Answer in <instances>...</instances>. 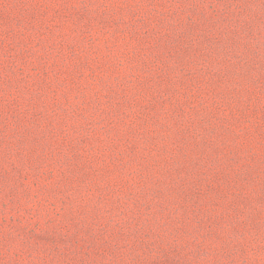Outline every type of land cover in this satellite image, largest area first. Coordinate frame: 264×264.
Returning a JSON list of instances; mask_svg holds the SVG:
<instances>
[{"label": "rangeland", "instance_id": "1", "mask_svg": "<svg viewBox=\"0 0 264 264\" xmlns=\"http://www.w3.org/2000/svg\"><path fill=\"white\" fill-rule=\"evenodd\" d=\"M0 264H264V0H0Z\"/></svg>", "mask_w": 264, "mask_h": 264}]
</instances>
